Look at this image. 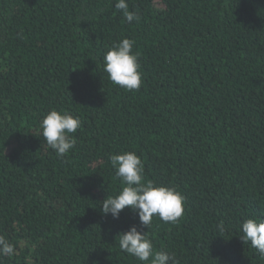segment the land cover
Instances as JSON below:
<instances>
[{
	"label": "trees",
	"instance_id": "obj_1",
	"mask_svg": "<svg viewBox=\"0 0 264 264\" xmlns=\"http://www.w3.org/2000/svg\"><path fill=\"white\" fill-rule=\"evenodd\" d=\"M116 2L0 0V235L15 249L0 264H141L118 246L136 214L100 210L122 188L109 156L124 152L184 197L178 223L140 229L155 250L264 264L239 239L241 221L264 219V0H126L138 23ZM123 38L139 90L102 70ZM51 109L81 121L63 157L40 134Z\"/></svg>",
	"mask_w": 264,
	"mask_h": 264
},
{
	"label": "clouds",
	"instance_id": "obj_2",
	"mask_svg": "<svg viewBox=\"0 0 264 264\" xmlns=\"http://www.w3.org/2000/svg\"><path fill=\"white\" fill-rule=\"evenodd\" d=\"M115 8L124 13L127 22H139L140 15L128 10L126 0H117ZM135 41L128 38L113 42L103 54L102 70L107 79L115 86L127 91L139 90L142 85V73L138 56L132 51ZM81 127L78 116L56 109L49 110L39 121V130L46 145L57 157L67 155L74 149V134ZM115 170V176L121 181L118 194L107 196L100 201V210L104 215L118 219L124 209H129L138 217L139 227L131 225L119 236V249L141 264H176L172 254L165 250H155L147 230L153 217L164 223H178L184 215V197L174 186L156 185L143 178V164L134 152H124L109 156ZM239 239L243 244L254 248L264 259V219L248 218L240 222ZM217 231H226L223 221L218 223ZM14 246L5 236L0 235V257H13Z\"/></svg>",
	"mask_w": 264,
	"mask_h": 264
}]
</instances>
